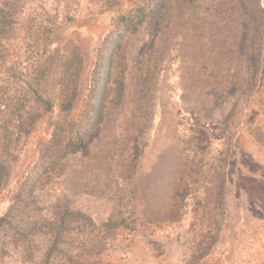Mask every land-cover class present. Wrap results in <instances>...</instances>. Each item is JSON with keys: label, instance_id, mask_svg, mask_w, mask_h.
<instances>
[{"label": "trees", "instance_id": "trees-1", "mask_svg": "<svg viewBox=\"0 0 264 264\" xmlns=\"http://www.w3.org/2000/svg\"><path fill=\"white\" fill-rule=\"evenodd\" d=\"M176 61L181 94L172 98L159 81ZM159 101L157 138L167 134L179 172L172 211L193 197L195 229L205 221L213 143L222 146L219 167L239 159L245 137L264 145V0H0V264L9 255L100 264L118 230L172 219L141 195V138ZM101 178L117 198L127 191L97 221L71 189L98 194ZM241 190L261 208L259 191Z\"/></svg>", "mask_w": 264, "mask_h": 264}, {"label": "rangeland", "instance_id": "rangeland-1", "mask_svg": "<svg viewBox=\"0 0 264 264\" xmlns=\"http://www.w3.org/2000/svg\"><path fill=\"white\" fill-rule=\"evenodd\" d=\"M177 64V61L174 62L173 68L167 73L168 76L161 77L159 81L160 87L172 98H177L181 94ZM153 104V127L149 125L141 138L146 140L140 169V173H144L145 189H141V195L150 202L149 210H155L157 205L160 208L159 216L165 218L169 214V218L172 219H162L158 224L137 222L135 230L126 228L118 230L107 240V248L98 257L100 264H189L190 259L199 256V245L206 247L211 245V241L213 243L207 255L194 264H264V145H253L251 139L245 137L237 148V159L238 157L239 159L231 160L224 167H219L214 164L218 162L215 158L222 146L218 141L213 143V150L207 157L208 168H211L210 172L213 176L206 183L207 185L201 188L204 196V205L202 204L201 209L205 221L204 224L199 223L195 229H192L194 220L192 214L195 206L193 197H189L185 206L179 208L178 212L172 211L173 207L175 210L173 197L177 187L174 177L179 172H176L178 169L172 162L173 156L170 151L173 150L168 148L171 143L166 139L167 134L165 135L163 131L160 135L162 138H157L156 129L161 121L160 113L163 109L160 101ZM185 123L186 120L180 123V134L188 132ZM212 124L214 123H208L207 126ZM163 150L165 155L161 159L160 170L158 166L155 167L157 157L160 158L159 153ZM253 156H256L258 162L255 165L246 164L245 158H253ZM102 161L110 164L109 157L103 156ZM215 171L224 174V181L214 176ZM104 174L107 175L106 172ZM236 180L240 186L239 191ZM100 181L103 185L99 188L98 194L88 192L87 188H83L80 192L71 189L72 200L76 205L87 208L97 221L107 219L114 211L112 206L117 207L120 197L125 193L123 191H127V188L120 190L117 198L106 180L101 178ZM222 182L224 188L220 190L219 185ZM256 186L259 187L256 189ZM248 188L252 193L259 191V198L262 200L257 202L261 203L260 209L257 208L258 205L245 204L248 200L243 196L241 189ZM220 195L224 197L223 202L206 201L207 198L215 199ZM51 199L53 200L54 197ZM51 199L44 198V202L52 201ZM169 204H171L170 209ZM216 205L224 206L223 215L218 212L219 208ZM1 208L2 204L0 210ZM2 264L22 263L18 257L9 255Z\"/></svg>", "mask_w": 264, "mask_h": 264}]
</instances>
